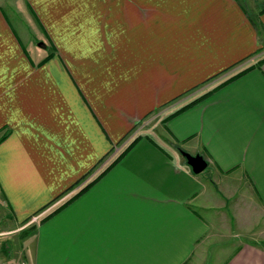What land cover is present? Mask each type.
<instances>
[{"label": "crops", "instance_id": "0c3cea01", "mask_svg": "<svg viewBox=\"0 0 264 264\" xmlns=\"http://www.w3.org/2000/svg\"><path fill=\"white\" fill-rule=\"evenodd\" d=\"M263 57L264 0H1L0 264H264V63L162 122Z\"/></svg>", "mask_w": 264, "mask_h": 264}, {"label": "trees", "instance_id": "16d2710c", "mask_svg": "<svg viewBox=\"0 0 264 264\" xmlns=\"http://www.w3.org/2000/svg\"><path fill=\"white\" fill-rule=\"evenodd\" d=\"M264 63V57L257 60L254 64L247 66L245 68H243L242 70L232 74L230 77H228L227 79H225L224 81H222L221 83H219L218 85H216L214 88H212L211 90H209L208 92L202 94L201 96H199L198 98L192 100L191 102H189L188 104L184 105L183 107L179 108L178 110H176L174 113L168 115L167 117H165L162 122H165L167 119L177 115L178 113L186 110L187 108H189L190 106H192L193 104L197 103L198 101H200L201 99H203L204 97H206L207 95H209L210 93H212L213 91H215L216 89L220 88L221 86L225 85L226 83L232 81L233 79L239 77L240 75L246 73L247 71L254 69V68H259L262 64ZM137 137L134 138L132 141H130L125 148L88 184H86L85 186H83L80 191H78L74 196L70 197L67 201H65L62 205H60L59 207H57L56 209H54L53 211H51L48 215H46L44 218L41 219V221L48 219L49 217H51L55 212H57L60 208H62L63 206L67 205L71 200H73L75 197L79 196L86 188H88L90 185H92L98 178H100L106 171H108L127 151H129L132 146L136 143L137 141Z\"/></svg>", "mask_w": 264, "mask_h": 264}, {"label": "water", "instance_id": "95a60500", "mask_svg": "<svg viewBox=\"0 0 264 264\" xmlns=\"http://www.w3.org/2000/svg\"><path fill=\"white\" fill-rule=\"evenodd\" d=\"M181 156L185 159L186 164L190 167L191 172L195 175L202 173L206 167L207 162L200 155H190L182 150H179Z\"/></svg>", "mask_w": 264, "mask_h": 264}, {"label": "rangeland", "instance_id": "374dc122", "mask_svg": "<svg viewBox=\"0 0 264 264\" xmlns=\"http://www.w3.org/2000/svg\"><path fill=\"white\" fill-rule=\"evenodd\" d=\"M0 1H1V0H0ZM9 1H14V0H9ZM19 5H20V4H19ZM19 5H17V6L19 7ZM30 27H31V26H30ZM31 28L34 29L33 27H31ZM156 120L158 121L159 118H156ZM253 216L256 217V216H257V213H255ZM239 223H241V222H239ZM243 229H244V230H243ZM247 231H248V230H246L245 228H239V230H238V232H237L239 238L244 237V232H247Z\"/></svg>", "mask_w": 264, "mask_h": 264}, {"label": "built area", "instance_id": "2783aa9c", "mask_svg": "<svg viewBox=\"0 0 264 264\" xmlns=\"http://www.w3.org/2000/svg\"><path fill=\"white\" fill-rule=\"evenodd\" d=\"M36 220H37V218H33L32 221L35 222ZM20 264H26V263L22 261Z\"/></svg>", "mask_w": 264, "mask_h": 264}]
</instances>
